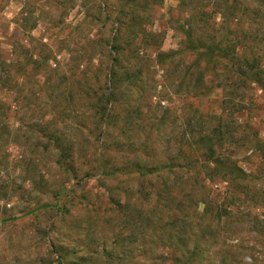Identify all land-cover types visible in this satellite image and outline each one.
<instances>
[{
    "label": "rangeland",
    "instance_id": "obj_1",
    "mask_svg": "<svg viewBox=\"0 0 264 264\" xmlns=\"http://www.w3.org/2000/svg\"><path fill=\"white\" fill-rule=\"evenodd\" d=\"M231 1L0 0V264H264V89L219 75ZM205 150L217 171L188 170Z\"/></svg>",
    "mask_w": 264,
    "mask_h": 264
},
{
    "label": "trees",
    "instance_id": "obj_2",
    "mask_svg": "<svg viewBox=\"0 0 264 264\" xmlns=\"http://www.w3.org/2000/svg\"><path fill=\"white\" fill-rule=\"evenodd\" d=\"M251 1L252 0H232L231 1L232 4L229 2H227L226 4H223V3L216 4L215 8L217 11H219L222 17V22L220 24V27H224V25L227 24V26L224 27L227 29V32L231 31V27H230L231 23L234 24L236 27L235 30L233 29L235 31L234 32L235 35L233 37H228L226 41L224 42L223 47L220 49L221 56L223 60L225 61L224 67L226 68L227 71L226 73H223L221 70V73H219V75L220 76L224 75L225 77L226 74H233L235 78H238L237 81L244 79V81L246 82L245 86L248 83H252V84L257 83L261 85L262 88L264 89V67L262 66V63H261V60L263 57L259 52L261 51L263 44H264V16L260 12L262 11L263 7L261 6V4H255V3H252ZM263 6H264V3H263ZM229 11L232 13L228 14ZM209 21L210 20L208 19L207 21L208 24H209ZM233 30H232V33H233ZM206 49L207 51H209L208 54H211L214 51V48L212 46L207 47ZM228 64H230L229 69H227L226 67ZM5 70L7 71V69ZM7 75L10 78V75L9 74ZM8 81L9 79L7 81L3 80L2 81L3 83L1 84L4 87L8 88L9 87V85H7ZM238 85H241V84H238ZM196 86L200 87L201 85L199 83ZM103 104H104V99H101L100 100L101 111L99 114L100 118H104L106 116L107 104L106 106H104ZM102 105L104 106V109ZM8 126L9 125H6V127ZM40 132H44V136H52V133L48 132L47 130L40 131ZM53 136H54L53 139H58L55 137L54 133H53ZM59 142H60V139H59ZM61 150H62V154L65 155L66 150L68 151L73 150V147H67V149L66 148L64 149V147H62ZM209 150L212 153L214 152L213 154L215 155V149L211 148ZM202 154L204 157L202 159L203 162L202 163H198V162L190 163L188 170H191V169L195 170L197 166H200L198 167L199 168L198 170L201 173L204 172L201 167L208 168L212 172H216L217 166L220 165L219 159H216L214 156H208V153L206 152V150L202 152ZM211 162H215L216 166L213 167L211 165ZM227 168L228 167H225V169ZM232 169L238 170L237 167H233ZM232 169L230 168V170ZM239 174H240V171H239ZM239 174L237 173L235 174V176L238 177ZM243 175H246V174L243 173ZM199 178H200L199 176L196 178L197 179L196 183L200 186V190L196 191L197 192L196 201L192 200L191 198L189 199L190 200L189 204L192 207H200V204L202 203V204H205V207L210 209V207H212L213 201L216 198L211 197L210 190H208L203 183L204 182L203 178H202V184H201V181H199ZM179 189L183 190V186L179 187ZM188 192H189L188 195L190 194V196H194V194H191V192L193 191H188ZM175 193H179V192L176 191ZM171 196L172 198L177 199V197L169 194V197ZM256 204H259V201H257ZM207 208H205V211ZM221 209H222L221 211H223L224 209L227 212L225 213L227 215L233 214V211L229 210L228 208L221 207ZM218 214L220 215V213ZM225 214L224 215L222 214L220 216L222 217L226 216ZM175 219L178 222V218H175ZM252 219L254 221V227H256L257 230L260 229L264 231V219L262 218L259 219V217L257 216H254ZM207 226H208L207 224L204 225L203 229L201 230L200 233H201L202 239L201 241L200 240L195 241L194 249L196 248L200 251H203L202 249L205 247L206 244H208V239H210L211 235L206 232ZM180 231L182 232V237L178 239L180 241L179 250L183 255H186L185 253H187V251H189L190 249L188 247V244L186 243L187 241L186 238L188 239V237H191L190 235L193 236L196 234L191 231L188 232L184 228ZM172 235L173 233L170 234L169 232L168 233L166 232L165 236H167L168 238H172ZM157 239L161 240V237L159 236L157 237Z\"/></svg>",
    "mask_w": 264,
    "mask_h": 264
}]
</instances>
